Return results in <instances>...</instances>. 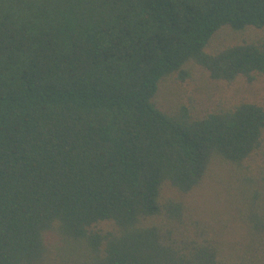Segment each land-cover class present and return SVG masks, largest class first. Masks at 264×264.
I'll list each match as a JSON object with an SVG mask.
<instances>
[{
	"label": "trees",
	"instance_id": "obj_1",
	"mask_svg": "<svg viewBox=\"0 0 264 264\" xmlns=\"http://www.w3.org/2000/svg\"><path fill=\"white\" fill-rule=\"evenodd\" d=\"M260 78L264 0H0V264H264Z\"/></svg>",
	"mask_w": 264,
	"mask_h": 264
},
{
	"label": "rangeland",
	"instance_id": "obj_2",
	"mask_svg": "<svg viewBox=\"0 0 264 264\" xmlns=\"http://www.w3.org/2000/svg\"><path fill=\"white\" fill-rule=\"evenodd\" d=\"M199 81L201 80L196 79V81L188 85L178 84L173 81L171 82V86L174 88L176 87L178 88V85H180L181 87L186 88L189 92H193L194 89L196 91L195 86ZM209 85L213 88V91H211V93H213L215 95L214 98L218 100H223V99L236 100V99L244 98L250 101H258L264 104V78H260L258 81H256L253 84H248L243 79H239L237 82H235L232 85H227L223 82H218L217 84L209 83ZM197 94H198V100H196V104L202 112L203 110L208 109V107L210 108L213 106L211 103L212 98L211 99L208 98L206 91L201 92V89H198ZM168 99L170 101H168ZM163 100L167 104L166 107L169 105L174 106L176 103V99L172 98L169 90L163 93ZM219 176H223V175H219ZM215 181H213L214 184L216 183ZM207 185L208 186L204 189V191H202L203 194L200 195L201 192L197 193L195 195V198H192L193 201L196 200V205L200 206L201 209H207L209 213L217 209L221 210V207L219 208L218 206L219 195L220 197L221 196L225 197L226 196L225 192L224 193L221 191L218 192L217 188L216 191H214L213 190L214 188L212 186H210L209 184ZM219 185L223 187L221 184ZM206 189H209V192L205 191Z\"/></svg>",
	"mask_w": 264,
	"mask_h": 264
}]
</instances>
